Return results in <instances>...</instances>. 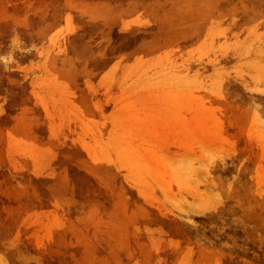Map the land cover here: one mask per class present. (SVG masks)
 <instances>
[{"label": "rangeland", "instance_id": "1", "mask_svg": "<svg viewBox=\"0 0 264 264\" xmlns=\"http://www.w3.org/2000/svg\"><path fill=\"white\" fill-rule=\"evenodd\" d=\"M0 264H264V0H0Z\"/></svg>", "mask_w": 264, "mask_h": 264}]
</instances>
